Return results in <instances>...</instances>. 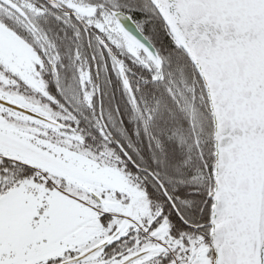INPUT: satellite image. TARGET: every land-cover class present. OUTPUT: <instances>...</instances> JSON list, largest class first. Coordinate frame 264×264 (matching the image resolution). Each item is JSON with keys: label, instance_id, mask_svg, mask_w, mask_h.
<instances>
[{"label": "snow or ice", "instance_id": "1", "mask_svg": "<svg viewBox=\"0 0 264 264\" xmlns=\"http://www.w3.org/2000/svg\"><path fill=\"white\" fill-rule=\"evenodd\" d=\"M0 264H264V0H0Z\"/></svg>", "mask_w": 264, "mask_h": 264}, {"label": "trees", "instance_id": "2", "mask_svg": "<svg viewBox=\"0 0 264 264\" xmlns=\"http://www.w3.org/2000/svg\"><path fill=\"white\" fill-rule=\"evenodd\" d=\"M49 87L52 89L53 92L56 91V84L54 82L50 83ZM157 122L158 123L160 122L159 119H158ZM169 128L173 130V137H174L176 143L178 142V144H179V138H180L181 135L184 134L182 132L181 128H180V125L179 124H175V125H173V126H171Z\"/></svg>", "mask_w": 264, "mask_h": 264}, {"label": "flooded vegetation", "instance_id": "3", "mask_svg": "<svg viewBox=\"0 0 264 264\" xmlns=\"http://www.w3.org/2000/svg\"><path fill=\"white\" fill-rule=\"evenodd\" d=\"M168 132H170V133H172V134H173V130H172V129H170V128H168ZM177 146L179 147V144H178V142H177Z\"/></svg>", "mask_w": 264, "mask_h": 264}]
</instances>
